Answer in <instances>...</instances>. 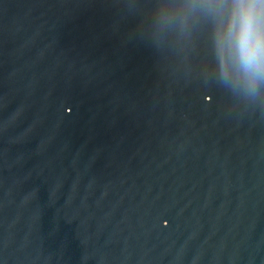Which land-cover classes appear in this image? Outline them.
I'll return each mask as SVG.
<instances>
[{
    "label": "water",
    "instance_id": "1",
    "mask_svg": "<svg viewBox=\"0 0 264 264\" xmlns=\"http://www.w3.org/2000/svg\"><path fill=\"white\" fill-rule=\"evenodd\" d=\"M189 3L0 0V264H264V95Z\"/></svg>",
    "mask_w": 264,
    "mask_h": 264
},
{
    "label": "clouds",
    "instance_id": "2",
    "mask_svg": "<svg viewBox=\"0 0 264 264\" xmlns=\"http://www.w3.org/2000/svg\"><path fill=\"white\" fill-rule=\"evenodd\" d=\"M188 6L214 18L221 83L244 98L264 95V0H190Z\"/></svg>",
    "mask_w": 264,
    "mask_h": 264
}]
</instances>
